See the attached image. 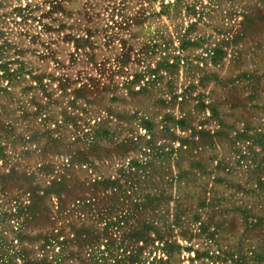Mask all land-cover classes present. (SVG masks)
<instances>
[{
	"label": "rangeland",
	"instance_id": "obj_1",
	"mask_svg": "<svg viewBox=\"0 0 264 264\" xmlns=\"http://www.w3.org/2000/svg\"><path fill=\"white\" fill-rule=\"evenodd\" d=\"M159 259L264 264V0H0V264Z\"/></svg>",
	"mask_w": 264,
	"mask_h": 264
},
{
	"label": "trees",
	"instance_id": "obj_2",
	"mask_svg": "<svg viewBox=\"0 0 264 264\" xmlns=\"http://www.w3.org/2000/svg\"><path fill=\"white\" fill-rule=\"evenodd\" d=\"M166 264V261H164L163 259H159L157 261H153V262H150L149 264Z\"/></svg>",
	"mask_w": 264,
	"mask_h": 264
}]
</instances>
